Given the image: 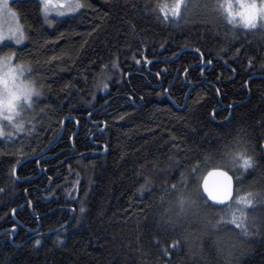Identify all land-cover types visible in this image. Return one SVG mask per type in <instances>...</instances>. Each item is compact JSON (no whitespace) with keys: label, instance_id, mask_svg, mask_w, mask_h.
I'll use <instances>...</instances> for the list:
<instances>
[{"label":"trees","instance_id":"16d2710c","mask_svg":"<svg viewBox=\"0 0 264 264\" xmlns=\"http://www.w3.org/2000/svg\"><path fill=\"white\" fill-rule=\"evenodd\" d=\"M79 1L50 21L40 0L9 3L26 39L0 57L29 66L40 95L21 133L0 135V264H264L261 21L231 23L229 0L169 19L174 0ZM214 168L233 207L254 194L246 232L228 202L195 195Z\"/></svg>","mask_w":264,"mask_h":264},{"label":"snow or ice","instance_id":"6c2138e0","mask_svg":"<svg viewBox=\"0 0 264 264\" xmlns=\"http://www.w3.org/2000/svg\"><path fill=\"white\" fill-rule=\"evenodd\" d=\"M239 9H234L232 3L222 4L221 7L227 13V18L231 23H243L245 28H253L256 26L257 21H261V26H264V0H260L257 4V0H239ZM52 0H43V10L47 12L49 10ZM58 7L71 12L81 5L79 3L72 4L67 2V0H57ZM187 7L186 0H174L171 5L165 4L160 7V11L164 13V19H169V17L178 18L181 15L182 9ZM240 17V20H236L235 17ZM10 38L14 39L18 44L24 38L23 32L20 30L19 26L15 29L9 30ZM5 39L4 33L0 31V40ZM200 52V49H196ZM12 55H8L0 58V117H4L6 114V119L9 122H13V126L16 129H22V123H15L14 117H18L20 110L24 108L25 105L30 106L32 103L33 96L40 95L39 91L33 88L30 84H17L16 78L17 74L22 73L23 66H13L12 65ZM139 63V61H137ZM114 66H116L114 64ZM187 71V69L185 70ZM107 84L103 87L107 88ZM0 135H4L2 129H0ZM239 158L243 168H248L252 165V157L247 155L245 152H237L231 159L235 162ZM193 171H196L194 168ZM209 177H214L215 179L210 184ZM199 177H198V187L195 195L204 197L205 206L212 207H223L225 202H228V207L231 212L230 222L237 228L247 231L246 222L248 221V216L245 212V208L253 204L254 194L244 193L243 195L236 196L235 207L232 206L231 197L233 195V178L229 175L227 171L222 168H214L208 172L207 176H204L202 182L203 193L199 190ZM175 187V185H173ZM192 194L187 196L181 195L179 199V204L183 209L186 204H192L194 201L191 198ZM215 202V203H212ZM14 211V210H13ZM83 211V209H81ZM224 217L222 216L221 219ZM15 227V225H13ZM39 243V241H37Z\"/></svg>","mask_w":264,"mask_h":264},{"label":"rangeland","instance_id":"374dc122","mask_svg":"<svg viewBox=\"0 0 264 264\" xmlns=\"http://www.w3.org/2000/svg\"><path fill=\"white\" fill-rule=\"evenodd\" d=\"M10 1L11 0H0V31H2L4 33V36H5V39L0 40V44L12 43L14 46L19 47L25 43V39H26L25 38V31L23 30L19 21L17 20L16 14L12 11V9H10V7H9ZM40 2H41V8H42L43 16L47 20L51 19L52 17H62L63 15L73 14V12L78 11L81 8V7H79V8H76L74 11L69 12V11L63 9L62 7H58L57 0H52V4L50 5L49 10L47 12H45L43 10V0H40ZM67 2L72 3V4H76V3L80 4L79 0H67ZM230 2L232 3L234 9H237V10L239 9V7H240L239 0H237V2H235V0H230ZM235 19L240 20V17L237 16V17H235ZM17 26H19L20 30L23 32V37H24L20 41V43H18V44L15 42L14 39L10 38V34H9V30L15 29ZM8 55L13 56L11 63L14 67L15 66H23L22 73L17 74L16 83L17 84H21V83L30 84L33 88H35L33 83H32L31 76H30L29 66H27L23 63H20V62L14 63L15 54L8 53ZM8 55H3L0 58L8 56ZM0 87H2V86H0ZM33 100H34V98H32V103L30 106L25 105L24 108L20 110L18 117H14L15 123H22L23 127H24V125L26 123L25 120L28 119V117L30 116V114L32 112ZM8 127L13 128L14 132L21 133L22 129H19V130L16 129L13 126V122H9L6 119V114H5L4 117H0V129H2V131L4 133V135H1V136H9L13 133L12 129H8ZM10 132H12V133H10Z\"/></svg>","mask_w":264,"mask_h":264},{"label":"water","instance_id":"95a60500","mask_svg":"<svg viewBox=\"0 0 264 264\" xmlns=\"http://www.w3.org/2000/svg\"><path fill=\"white\" fill-rule=\"evenodd\" d=\"M208 65H209V63H207ZM64 125V124H63ZM62 129H63V127H62ZM62 132H63V130L61 131V133L59 134V136L62 134ZM59 136L57 137V138H59ZM56 138V139H57ZM56 141V140H55ZM54 141V142H55ZM47 151V149H45V151L44 152H42V153H40L41 155H44L45 154V152ZM211 171V170H210ZM210 171H208V172H210ZM224 171H226V170H224ZM208 174V173H207ZM207 174H206V176H207ZM215 178L214 177H209V183L211 184L212 182H213V180H214ZM202 191H203V189H202ZM206 195V194H205ZM212 203H215V202H212ZM224 204H226V202L224 203ZM12 214H14V211H13V213ZM15 230H16V227L15 228H13V231L15 232Z\"/></svg>","mask_w":264,"mask_h":264},{"label":"bare ground","instance_id":"6f19581e","mask_svg":"<svg viewBox=\"0 0 264 264\" xmlns=\"http://www.w3.org/2000/svg\"><path fill=\"white\" fill-rule=\"evenodd\" d=\"M224 170V169H223ZM226 170V169H225ZM227 171V170H226ZM228 172V171H227ZM229 173V172H228ZM230 175V174H229Z\"/></svg>","mask_w":264,"mask_h":264}]
</instances>
